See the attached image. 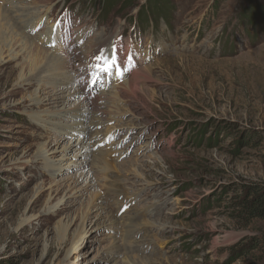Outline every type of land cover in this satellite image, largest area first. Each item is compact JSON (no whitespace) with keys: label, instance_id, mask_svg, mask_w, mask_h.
I'll list each match as a JSON object with an SVG mask.
<instances>
[{"label":"rangeland","instance_id":"rangeland-1","mask_svg":"<svg viewBox=\"0 0 264 264\" xmlns=\"http://www.w3.org/2000/svg\"><path fill=\"white\" fill-rule=\"evenodd\" d=\"M112 1L0 22V264H264V0Z\"/></svg>","mask_w":264,"mask_h":264},{"label":"bare ground","instance_id":"bare-ground-1","mask_svg":"<svg viewBox=\"0 0 264 264\" xmlns=\"http://www.w3.org/2000/svg\"><path fill=\"white\" fill-rule=\"evenodd\" d=\"M4 2H7V4H9V8L6 10L5 8H2L1 5H0V22L3 20H6L8 18V14L7 11H13L15 13H17V11L15 10L16 6H13L15 5L16 3H19V0H4ZM25 7V6H24ZM18 9V8H17ZM23 9V8H22ZM25 12V11H24ZM14 13V14H15ZM9 22V21H8ZM18 22H19V17H18ZM6 24V22L4 21L1 25H4ZM10 25V24H9ZM51 28V27H50ZM48 33V32H47ZM18 37V36H17ZM27 38V37H26ZM8 38H6V36L4 37L3 39V36L1 35V40H0V55L3 53V52H8L9 54L7 56H9L10 59H14L17 57V53H14L13 51V45L11 44L12 41L11 40H7ZM15 44V41L14 43ZM106 46V45H105ZM54 55V54H53ZM3 60L4 58L1 57ZM59 58V56L57 57ZM63 60V59H62ZM51 61V60H50ZM66 62V61H65ZM51 63V62H50ZM48 64V63H47ZM46 64V66H47ZM54 65H56V63L52 61V64L49 65V68L47 66V69L46 70H41V71H36L34 70L31 75H30V79L26 76L25 77H20V80H21V83L23 84H27V85H30L32 83V80L33 79H37L38 81H43V80H49L48 81V85L49 84H59V83H63V82H66L67 80H71L68 75H66V73L64 71H60L59 69H63L60 65H57L59 66L58 68H55L57 69V71H53L52 69L54 68ZM62 65V63H61ZM44 66V65H43ZM46 68V67H45ZM54 69V70H55ZM54 75V76H53ZM32 76V77H31ZM44 82V81H43ZM45 83V82H44ZM128 83V82H127ZM125 85V84H124ZM45 85H41V89H45L47 88L46 86L44 87ZM46 91V90H45ZM83 98V97H82ZM85 98V97H84ZM91 100V99H90ZM88 103V102H87ZM85 103V104H87ZM88 108L84 107L82 109V112H86ZM80 114V113H79ZM61 116L60 117H63L64 119H70L72 116L71 114H66V113H63V114H60ZM100 115V114H99ZM98 116V115H97ZM84 118V117H83ZM95 118V117H94ZM97 118V117H96ZM80 120V119H79ZM91 120V118H90ZM93 120V119H92ZM91 120V121H92ZM94 122V121H93ZM100 122V121H99ZM80 123V122H79ZM104 123V121H103ZM60 124V123H59ZM100 131V130H99ZM96 132V131H95ZM99 133V132H98ZM97 133V134H98ZM97 136V135H96ZM92 140V139H91ZM94 142V141H93ZM89 144V143H88ZM91 144V143H90ZM89 144V145H90ZM93 146V145H92ZM90 150V148H89ZM45 158H46V155L44 154V152H38V154L36 155V159L37 160H40V161H45ZM104 161V160H103ZM105 162V161H104ZM100 163V162H99ZM113 163V162H112ZM98 164V163H97ZM107 164V163H106ZM107 166V165H106ZM109 167V166H108ZM99 168V167H98ZM113 168V167H112ZM108 169V168H107ZM114 170V169H113Z\"/></svg>","mask_w":264,"mask_h":264},{"label":"trees","instance_id":"trees-1","mask_svg":"<svg viewBox=\"0 0 264 264\" xmlns=\"http://www.w3.org/2000/svg\"><path fill=\"white\" fill-rule=\"evenodd\" d=\"M108 1L109 4H113L112 0H101L102 3L106 4ZM149 13L152 17H156L158 15H163L164 17H168L170 15V11L167 9L165 0H150L149 5ZM247 16H252L254 13H262V6L255 5L254 3H247L245 6ZM255 193V195L251 198H242L239 200V206L241 207V212L248 213L251 218H264V197H261L259 194H256V190H249V194Z\"/></svg>","mask_w":264,"mask_h":264},{"label":"snow or ice","instance_id":"snow-or-ice-1","mask_svg":"<svg viewBox=\"0 0 264 264\" xmlns=\"http://www.w3.org/2000/svg\"><path fill=\"white\" fill-rule=\"evenodd\" d=\"M98 59L104 61L103 66L100 67V71H103V72H106V73L107 72H111L112 68L115 67L116 68V75L117 76H121L122 75L123 69L120 66L119 59H118V54L115 51H113L111 56L108 57V58H105V57L101 56V57H98Z\"/></svg>","mask_w":264,"mask_h":264}]
</instances>
